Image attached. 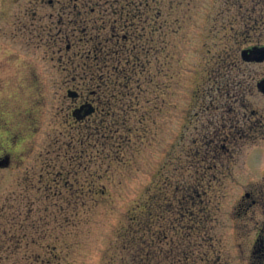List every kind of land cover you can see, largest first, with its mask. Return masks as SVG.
Returning <instances> with one entry per match:
<instances>
[{"label": "rangeland", "instance_id": "1", "mask_svg": "<svg viewBox=\"0 0 264 264\" xmlns=\"http://www.w3.org/2000/svg\"><path fill=\"white\" fill-rule=\"evenodd\" d=\"M106 1L55 0L52 6L48 0H19L34 11L31 43L19 31L0 45V264H141L132 262L141 258L135 251H121L116 231L125 211L155 193L162 200L151 229L160 239L148 254L170 251L178 260L189 252L180 264L249 263L255 240L239 229L245 219L238 205L264 184V97H246L249 113L263 121L248 141L226 143L228 153L212 159L204 137L240 113L234 85L246 75L251 90L264 77V64H244L242 58L260 39L251 32L255 17L263 22L264 43V0H150L144 29L149 35L156 29V50L148 53L151 66L142 82L135 80L132 96L115 106L112 117L99 107L97 115L77 121L73 111L84 101L96 107L99 85L110 79L104 71L100 76L107 81H101L93 70L96 60L88 57L92 46L104 45L103 63L117 46ZM115 4L131 7L128 1ZM48 16L64 22L40 44L34 31L39 18L46 24ZM70 90L80 97L69 98ZM104 119L119 121L114 142L100 154L81 147ZM180 179L199 182L201 200L181 203L185 194L174 189ZM158 180L171 186L156 190ZM192 214L202 220L200 227ZM145 264L159 259L150 255Z\"/></svg>", "mask_w": 264, "mask_h": 264}, {"label": "trees", "instance_id": "2", "mask_svg": "<svg viewBox=\"0 0 264 264\" xmlns=\"http://www.w3.org/2000/svg\"><path fill=\"white\" fill-rule=\"evenodd\" d=\"M124 1H128V6H131L130 8H128V10H126L125 6L119 9H115L117 7V5L115 4V0H107L105 2V4L110 5L111 11L109 10V13L105 14H107L108 16L107 18L109 20L107 21V23H109V26L113 33L112 39L117 45L108 55V60L106 59L102 63L101 59H99V56H106L104 45L97 44L96 47L94 45L92 46L93 51H88L89 60H96V65L93 66V70L96 71L94 73H96L98 78L101 79V81L105 79L100 76V73L104 71L108 73V77L110 78L108 79V81L104 80L107 81V83L102 82L99 85V94L96 95L95 98V102L97 105L96 112L92 116H95L99 113V107H102L104 109L108 108V116H113L112 113L115 111V106H119L120 101L128 98L129 96H132V84L135 82V80L138 81V84L142 82L141 77L144 72H146L147 66H151V62H149L147 59L148 53L149 51H153L155 53L156 50L154 47H151V45H155V42L153 41H156L154 39V35H156V29H151L150 35L144 29L146 23L149 20L146 12L148 11V7H150L151 5L150 0H122V2ZM142 10H144V12ZM75 31H77V29ZM82 31H87L86 27H83ZM121 32L125 33L121 34ZM134 39L136 42H134ZM82 40L83 39H81V41ZM93 53L94 57H92L91 55ZM243 62L244 64H247L245 60H243ZM245 76L246 75H244V77ZM234 87L236 89L238 87V84H235ZM119 88H121L122 90H120ZM230 89L232 90L234 88ZM131 100L133 101L134 99L132 98ZM213 104V101H210L208 103V108H211ZM118 122V120H102L99 125L93 128V132L92 134H90V136H86V139H82V141H80L81 147L89 146L90 150H96L98 154H100L108 146V143L110 141L114 142L113 140H115V137L113 136L114 133L112 132L115 126H119ZM92 137H94V140L92 139ZM87 142H90V144ZM204 146L206 147V149H209L208 152L212 155V159L218 158V154H220L221 150L220 144L217 145V148H215L213 147L215 146L213 143L205 142ZM87 152L88 151H84L82 154H88ZM177 167L178 164H176L175 168ZM158 182L155 183L154 188L159 191L161 186H163L164 188L167 186H171V183H168V181L165 180H158ZM174 184L175 195L181 191L183 192V195L185 194L183 198L181 197L179 200L181 203H184V201L186 200L185 204H195L199 200H201L202 195L199 189L202 188V185H200L199 182L198 184H192V182L186 183L185 181H182V179H180ZM100 193L101 197L106 196L104 189H100ZM152 200L153 202H150ZM161 200V196H158L157 193H155V195L152 196V199L147 200V202H143V204L140 203L135 207H132L131 210L128 209L127 211H125V218L123 220V222L125 221V223L124 225L122 224L116 231L117 234H119L118 237L120 241L121 251H135L141 257L139 259L137 257L132 259V262L134 263L142 262L141 264H145V262L148 261L150 255L158 257L159 264H165V262H167L168 264H180L187 262L189 252H182V256L178 259L179 261L177 260L178 255H176L174 258L170 251H160L158 255H155V253L153 252L148 254V251H151V247L155 246L153 240L159 242L160 239H158L157 235L151 229V225L153 226V222L158 221L159 215H156L155 211L156 209H159ZM191 216L195 219V225L200 227L201 223L203 222H201L202 220L198 222V214H192ZM14 220L16 222H20L19 219L15 218ZM31 225L32 228H34V224ZM20 244L21 242L17 241V248L20 246ZM29 244L30 243L27 242V245Z\"/></svg>", "mask_w": 264, "mask_h": 264}, {"label": "flooded vegetation", "instance_id": "3", "mask_svg": "<svg viewBox=\"0 0 264 264\" xmlns=\"http://www.w3.org/2000/svg\"><path fill=\"white\" fill-rule=\"evenodd\" d=\"M19 0H0V45H7L8 43H11L16 37L17 33L19 31L24 32V35H26V43H31L33 33L29 34V32H33L34 30V23H35V17H34V11L31 10V7H29L28 3H20ZM40 3H42V0H40ZM49 5H56L55 0H48ZM77 11L75 12L74 16V24L77 26L79 21L76 19ZM43 18H39V25L36 26L34 31V37L39 41L40 44H47L46 38L50 41V33L53 28L57 27L58 25H61L64 21L61 19V17L54 18V16H48V23L43 24L42 21ZM55 20L57 21L55 23ZM262 20L259 17L254 18L253 25L251 27V32L256 36H258V39L263 37V34H260L262 31ZM58 29V28H57ZM47 31L48 35L47 36ZM36 32V35H35ZM46 32V33H45ZM61 34V33H60ZM44 35V37H43ZM257 41V43H254L252 47L247 48L244 51H254V54L250 56V58H254L251 61H248L246 59L247 63H250L251 65H261L264 64L263 62H259L256 59H258L259 54L258 52L261 49H264V43H261ZM67 49H70V45L67 46ZM246 58H249L248 56ZM245 59V58H244ZM243 59V60H244ZM8 62H10V59H8ZM252 73V72H251ZM251 76V74H250ZM248 77H244L242 82H238V87L235 89L234 94V101L235 105L239 107V114H235V121L227 124L225 121H223L222 125L220 124L219 127L215 130L214 135L207 137H204V142L213 143L215 148H217V145L220 144V153H228L229 147L226 143L234 144L237 141H248L250 138V135L248 133H258L260 132V129L262 128V120H260L259 115L255 116V112L251 111L249 113L250 107L246 105V97L247 95H254L255 93L261 95L264 97V92L261 91L259 88V84L264 81V77L257 80L254 84V87L250 90V77L249 80L245 79ZM248 81V82H247ZM217 91V90H216ZM220 93L225 94V92L219 90ZM218 93V94H220ZM227 93V92H226ZM80 95L78 96V98ZM213 97H211L212 99ZM77 99V98H76ZM215 100V99H212ZM215 101H213L214 103ZM89 101L81 102L80 106H83L85 104H89ZM214 105V104H213ZM210 109V108H209ZM237 111V109H236ZM77 120V121H84L86 120ZM243 128L250 129L248 131H242ZM246 130V129H245ZM239 135H235L238 134ZM217 134H224V136H219ZM254 139V138H253ZM264 139V138H263ZM207 140V141H205ZM225 144V145H224ZM210 170H213V167H209ZM256 171V170H255ZM259 171V169H258ZM260 174L263 177L264 176V167L260 168ZM264 179V178H263ZM258 186V185H257ZM260 187L256 188V196H254L252 193H245V197L243 200L240 201L238 208L241 210L239 213L240 217L245 219L239 227L241 231L246 230V232L252 237V239L255 240L254 246L249 249V263L247 264H264V184H260ZM192 264V263H190ZM196 264V263H193ZM198 264V263H197ZM205 264V263H203Z\"/></svg>", "mask_w": 264, "mask_h": 264}, {"label": "water", "instance_id": "4", "mask_svg": "<svg viewBox=\"0 0 264 264\" xmlns=\"http://www.w3.org/2000/svg\"><path fill=\"white\" fill-rule=\"evenodd\" d=\"M254 54V51L248 50V51H244L242 53L243 58L247 59L248 61L253 60L254 58H250V56ZM259 57L258 59H256L259 62H263L264 61V49H261L259 52ZM249 58H246V57ZM259 88L261 89L262 92H264V81L261 82L259 84ZM67 96L69 98H77L78 97V93H76L75 91H68ZM95 112V108L93 105L91 104H85L83 106H81L79 109H77L76 111L73 112V116L76 117L77 119H83L87 116H90L91 114H93Z\"/></svg>", "mask_w": 264, "mask_h": 264}, {"label": "snow or ice", "instance_id": "5", "mask_svg": "<svg viewBox=\"0 0 264 264\" xmlns=\"http://www.w3.org/2000/svg\"><path fill=\"white\" fill-rule=\"evenodd\" d=\"M259 6L261 7V9H264V3H260ZM2 108H3V104H0V109H2Z\"/></svg>", "mask_w": 264, "mask_h": 264}]
</instances>
